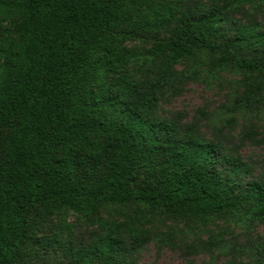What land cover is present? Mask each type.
<instances>
[{
  "label": "trees",
  "instance_id": "16d2710c",
  "mask_svg": "<svg viewBox=\"0 0 264 264\" xmlns=\"http://www.w3.org/2000/svg\"><path fill=\"white\" fill-rule=\"evenodd\" d=\"M264 0H235L237 4ZM0 0V264H19L34 207L67 208L93 225L101 208L139 203L177 218L205 220L241 211L264 222V180L233 195L240 160L222 157L218 145L201 143L189 127L154 120L157 91L174 67L196 51L245 71L244 98H264V58L241 55L251 31L222 37L220 12L181 18L167 39L141 57L157 59L161 75L149 85L111 77L140 56L124 44L141 32L168 28L179 0ZM264 47V35L256 36ZM217 162L230 166L223 177ZM245 169V167H244ZM138 189L131 187L137 171ZM246 171V170H245ZM140 212L112 231L134 227ZM96 217V218H94ZM101 256L105 254L95 249ZM106 256L100 264H112Z\"/></svg>",
  "mask_w": 264,
  "mask_h": 264
},
{
  "label": "rangeland",
  "instance_id": "374dc122",
  "mask_svg": "<svg viewBox=\"0 0 264 264\" xmlns=\"http://www.w3.org/2000/svg\"><path fill=\"white\" fill-rule=\"evenodd\" d=\"M172 0V5H176ZM171 25L160 31L141 32V39L124 44L133 59L111 77L149 85L161 75L157 59L141 57L157 39H167L181 18L195 20L201 13L220 12L222 37L231 41L241 29L251 31V42L243 41L241 55L264 58V47L256 36L264 35V3L237 4L235 0H179ZM6 23L0 17V32ZM219 54L196 51L174 67V77L157 91L154 120L175 121L177 137L185 139L189 127L201 143L218 145L222 157L239 159L242 167L232 176L238 186L233 195L248 191L253 181L264 180V98H244L249 77L232 63H219ZM245 167V169H244ZM214 170L225 177L230 166L217 162ZM246 170V171H245ZM144 173L137 171L131 187L138 189ZM140 212L134 227L145 231L116 234L115 222L123 223ZM93 225L67 208L47 211L34 207L30 230L22 242L19 264H100L111 257L112 264H264V222H248L241 211L213 215L205 220L173 218L161 209L145 205L101 208ZM96 218V217H94ZM101 250L105 255L95 253Z\"/></svg>",
  "mask_w": 264,
  "mask_h": 264
}]
</instances>
